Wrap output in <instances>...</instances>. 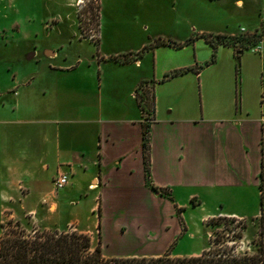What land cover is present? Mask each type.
<instances>
[{"label":"crops","instance_id":"crops-1","mask_svg":"<svg viewBox=\"0 0 264 264\" xmlns=\"http://www.w3.org/2000/svg\"><path fill=\"white\" fill-rule=\"evenodd\" d=\"M230 5L240 9L245 3L230 0ZM23 10L19 0L15 17L4 12L7 23L0 25V37L23 48L8 65L9 80L0 98V129L4 126L5 132L4 140L0 135L1 205L16 207L19 219L29 215L41 229L84 233L91 244L95 237L92 245L100 243L105 256L121 257L164 254L185 235L189 204L203 208L200 219L242 216L223 210L215 189L258 187L263 199L264 52L251 47L239 52L220 44L215 60L198 72L160 81L169 70L205 63L213 53L211 44L195 37L181 47L168 45L182 49L204 40L209 46L204 59L183 63H171L167 52L166 58L159 54L165 44L156 45V40L115 52L98 48L90 57L60 55L64 45L59 43L43 48L41 56L37 45L30 49ZM244 12L256 15L251 25L228 27L209 20L195 36L238 34L242 28L264 36V8ZM76 37L80 42L88 38ZM188 38L169 40L184 43ZM224 55L236 62L216 68ZM29 61L41 64V72L29 73ZM143 90L151 91L154 104L149 178L138 103ZM61 173L69 181L56 189L53 179ZM209 198L214 207L205 208ZM125 206L138 207L129 228L121 218ZM127 231L151 246L107 253L104 240ZM161 234L167 239L156 245Z\"/></svg>","mask_w":264,"mask_h":264},{"label":"rangeland","instance_id":"rangeland-1","mask_svg":"<svg viewBox=\"0 0 264 264\" xmlns=\"http://www.w3.org/2000/svg\"><path fill=\"white\" fill-rule=\"evenodd\" d=\"M18 1L15 0L11 5L9 0H0V25L7 23L4 12L7 11L9 18L15 17ZM244 3V8L237 9L230 5V0H91L90 3L88 0H23V11L24 23L30 35L31 51L34 45H37L42 56L43 48L62 43L64 47L60 49V55L80 54L82 57H90L98 54V48L100 52L107 53L136 48L142 41L150 43L161 39L167 42L174 36L194 37L198 29L209 20H215L218 24L228 27L251 25L256 15L249 16L244 11L249 7L263 10L264 0H244ZM97 23L99 26L96 25ZM76 35L79 38L82 36L88 38L80 42ZM97 41H100L99 46L95 43ZM22 49L16 45L7 44L5 39L0 37V98L4 96L9 80L8 65L11 60L16 61L17 54ZM208 50L209 46L201 40L182 49L171 50L166 43L160 48L159 54H164V58L168 57L171 63H183L195 57L198 60L204 59ZM165 52L168 53L166 57ZM231 62L236 61L224 55L216 68ZM27 65L29 73L41 72V64L36 61H29ZM0 131L1 138L4 140V126ZM197 191L203 193V190ZM258 191V187L247 188L243 192L214 190V193L218 196L220 194L223 200V210L242 215L235 216L241 218L240 222L209 224L208 220L211 217L200 219L203 208L189 204L185 211L186 222L183 225L185 235L177 238V242L169 246L165 253L199 255L212 246V240L217 231L224 233V235L220 233L221 246L224 244L231 246L235 242L236 252L257 253L259 245L264 246V197L261 199ZM193 203H196V200ZM207 203L205 208L214 207L211 206L210 198ZM137 208L134 206L120 208L124 211L121 218L125 217L128 221L129 224H126L128 228L134 226L136 222L132 221V216ZM218 209L220 210V206ZM17 212L16 207L0 204V238L6 230L11 228L10 220L21 222V228H24L26 233L44 230L38 227L36 220L29 215H21L19 219L20 214ZM242 224L245 225L243 229L239 228ZM235 226L237 228H234ZM229 228H233L235 232L240 230L242 237L233 239ZM262 228L263 234L260 233ZM167 236V234L166 237L161 234L156 245L166 241ZM104 241L107 253L142 251L151 246L147 239L142 236L138 238V235L131 231ZM95 243L94 237L92 244Z\"/></svg>","mask_w":264,"mask_h":264},{"label":"trees","instance_id":"trees-1","mask_svg":"<svg viewBox=\"0 0 264 264\" xmlns=\"http://www.w3.org/2000/svg\"><path fill=\"white\" fill-rule=\"evenodd\" d=\"M99 26V24H96ZM195 37H203L213 48L211 58L205 63L195 67L187 66L167 71L160 81H165L179 74L190 70L198 72L205 65L215 60L216 48L218 45H228L236 51L253 46L261 37V33L230 34H200L199 36L189 37L184 43H176L158 39L156 45L168 44L170 46L181 47L189 43ZM98 44L99 42H95ZM238 57V55H237ZM238 69V67H237ZM138 103L143 111V130L142 148L143 160L146 177L150 175V144L149 130L153 121V97L150 91L143 90L138 96ZM264 148V146H263ZM264 154V153H263ZM261 187L264 182V155L262 157ZM157 189L155 186H152ZM262 213V212H261ZM263 218V214H261ZM231 222H240L241 218L235 216H213L208 220L209 224L215 225ZM11 228L5 231L0 238V264H264V246L259 245L257 253L236 252L235 242L228 246H221L220 233L217 231L212 246L204 250L199 255L176 256L164 253L158 256H105L102 252L100 243L93 246L89 235L77 231H58V230H34L32 233L25 232L21 228V222L10 220ZM242 224L239 228H244ZM234 228H237L235 226ZM231 237L233 239L242 237V232H235L233 228ZM263 234V228L260 231ZM221 235H224L221 234Z\"/></svg>","mask_w":264,"mask_h":264},{"label":"built area","instance_id":"built-area-1","mask_svg":"<svg viewBox=\"0 0 264 264\" xmlns=\"http://www.w3.org/2000/svg\"><path fill=\"white\" fill-rule=\"evenodd\" d=\"M88 1L89 3L91 2V0H88ZM241 33H245L244 28L241 29ZM231 35H234V34H231ZM251 48L254 49L255 51L264 52V36H261L259 40L253 46H251ZM68 181H69V176L65 173H61V174H58L53 179V185L56 189H60V188H63L68 183Z\"/></svg>","mask_w":264,"mask_h":264},{"label":"water","instance_id":"water-1","mask_svg":"<svg viewBox=\"0 0 264 264\" xmlns=\"http://www.w3.org/2000/svg\"><path fill=\"white\" fill-rule=\"evenodd\" d=\"M242 50H240L239 52H241Z\"/></svg>","mask_w":264,"mask_h":264}]
</instances>
